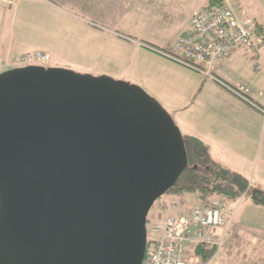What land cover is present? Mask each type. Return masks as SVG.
Here are the masks:
<instances>
[{"label": "water", "instance_id": "95a60500", "mask_svg": "<svg viewBox=\"0 0 264 264\" xmlns=\"http://www.w3.org/2000/svg\"><path fill=\"white\" fill-rule=\"evenodd\" d=\"M188 165L180 127L138 85L0 73V264H142L149 211Z\"/></svg>", "mask_w": 264, "mask_h": 264}, {"label": "rangeland", "instance_id": "374dc122", "mask_svg": "<svg viewBox=\"0 0 264 264\" xmlns=\"http://www.w3.org/2000/svg\"><path fill=\"white\" fill-rule=\"evenodd\" d=\"M226 1L235 5L238 13L243 12L245 18L254 17L264 23V0ZM174 2L16 0L12 7L0 6V73L14 67L8 65L7 59L41 50L50 53L52 57L49 67H59L94 77L110 76L131 85H138L169 112L171 106L178 107L182 102L188 101L191 94L188 84L195 83L198 75L203 77V73L199 71L141 47L143 43L165 46L188 25L193 16L190 5L180 0V6L175 7L177 4ZM52 3L62 9L53 7ZM88 42H91L90 49L86 48ZM171 116L176 122L175 116ZM181 196L164 194L154 203L148 217L154 214L175 215L177 206L171 201L168 203V200L170 197L173 199ZM183 200L187 204L186 208L193 206L191 209L207 204L214 205L218 201L224 202L228 222L216 229L219 234L224 230L228 232L231 228L235 229L239 222L237 211L242 213V207L251 204L250 197L236 203H227L216 196L201 200L194 193H185ZM178 202L183 203L180 199ZM180 206L184 207V204L178 205L179 208ZM235 214L237 217L234 220ZM250 220L254 222L257 217L252 216ZM207 231L212 233L210 229ZM148 237L153 239L157 236L149 232ZM227 243L228 240L225 239V248L233 255L232 259L229 256L225 258L230 261L229 264L264 263V258L261 261L251 257L253 254L248 248L247 240L230 241V248L229 245L226 247ZM193 247L189 248L191 254ZM250 259L253 262L249 263ZM213 264H221L220 257H216Z\"/></svg>", "mask_w": 264, "mask_h": 264}, {"label": "crops", "instance_id": "0c3cea01", "mask_svg": "<svg viewBox=\"0 0 264 264\" xmlns=\"http://www.w3.org/2000/svg\"><path fill=\"white\" fill-rule=\"evenodd\" d=\"M169 1L174 2V0ZM184 1L190 5L191 12L194 14L208 6L209 0ZM174 3L177 4L175 7H179L181 4L180 0H176ZM52 6L62 9L55 3H52ZM239 15L245 18L243 12L242 14L239 12ZM250 19L261 25L264 33V23L254 17ZM189 23L184 29L189 26ZM170 43L165 46L143 43L141 47L162 55L157 50L167 48ZM90 46L91 42H88L86 48L90 49ZM12 58L6 61L9 62ZM260 63L262 69L257 72L254 70L255 61L252 52L246 48L238 47L228 58L221 61L214 72L220 79L228 83L241 82L248 85L251 89L250 98L256 106L240 99L213 79L198 75L195 83L188 84L191 89L188 101L182 102L178 107L171 106L169 112L175 116L183 135L202 140L209 146L211 156L216 162L245 175L253 188L264 192V60H260ZM178 199L183 203H179ZM170 201L177 206L175 215H187L193 207L186 208L187 204L183 200V195L180 198L172 199L170 197L168 203ZM180 204H184V207L180 206L179 208ZM242 209L244 211L242 213L236 210L239 222L235 229L231 228L228 232L224 230L223 233L221 232L222 234L215 230V234L219 238L224 236V244L225 239L228 240L226 247L229 245V248L231 247L230 241L247 240L248 248L253 254L251 257L262 261L264 258V206L256 205L251 200V204L244 205ZM252 216H256L257 220L251 221ZM236 217L237 214H235L234 220ZM224 244L218 249L209 264H213L216 257H220L221 264L230 263L226 259L228 256L232 259L233 255L232 252L229 253L226 250ZM251 259L249 263L253 262ZM242 264H246V262Z\"/></svg>", "mask_w": 264, "mask_h": 264}, {"label": "built area", "instance_id": "2783aa9c", "mask_svg": "<svg viewBox=\"0 0 264 264\" xmlns=\"http://www.w3.org/2000/svg\"><path fill=\"white\" fill-rule=\"evenodd\" d=\"M14 4L16 0H0V6L12 7ZM238 47L252 52L254 70L260 71V60H264V33L253 20L241 18L235 5L224 0L196 11L189 26L167 48L158 52L174 62L203 73L248 104L256 106L250 98L251 89L248 85L241 82L228 83L214 73L221 61ZM51 61L49 53L37 50L13 57L8 65L49 67ZM227 222L225 203L222 201L195 207L183 216L154 214L148 219V227L149 232L157 237H148L142 264H209L193 256L189 248L197 244H208L220 249L224 244V236L219 238L215 230Z\"/></svg>", "mask_w": 264, "mask_h": 264}, {"label": "trees", "instance_id": "16d2710c", "mask_svg": "<svg viewBox=\"0 0 264 264\" xmlns=\"http://www.w3.org/2000/svg\"><path fill=\"white\" fill-rule=\"evenodd\" d=\"M222 1L211 0L208 5ZM183 136L189 165L167 193L175 196L194 193L201 200L216 196L227 203H236L250 197L254 204L264 206V192L253 188L245 175L216 162L209 146L199 138ZM193 248L192 255L199 257L203 263H210L218 251L217 246L208 244H197Z\"/></svg>", "mask_w": 264, "mask_h": 264}]
</instances>
